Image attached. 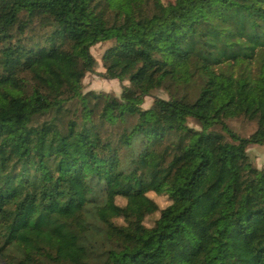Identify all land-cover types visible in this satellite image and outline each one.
<instances>
[{"label": "trees", "instance_id": "1", "mask_svg": "<svg viewBox=\"0 0 264 264\" xmlns=\"http://www.w3.org/2000/svg\"><path fill=\"white\" fill-rule=\"evenodd\" d=\"M110 41L103 79L128 86L83 93ZM251 146L264 0H0V264H226L264 218Z\"/></svg>", "mask_w": 264, "mask_h": 264}, {"label": "rangeland", "instance_id": "2", "mask_svg": "<svg viewBox=\"0 0 264 264\" xmlns=\"http://www.w3.org/2000/svg\"><path fill=\"white\" fill-rule=\"evenodd\" d=\"M114 46V42H104L97 44L89 49L90 55L95 61V67L92 73H87L82 81L83 93L93 92L96 94L103 93L112 97L118 98L121 90L127 87V82L119 83L117 81H109L103 79L104 69L102 67L101 58L102 55ZM155 99L166 100V95L163 92L157 91L150 94L149 97L144 99V103L141 109H148ZM187 126L191 129L200 130L196 121L188 119ZM231 129L240 132L244 135H248L255 130V127H245L241 123H231ZM208 133L219 135L220 128H211ZM247 158L252 166L264 172V146H251L246 152ZM264 237V218H256L250 225L249 231L238 236L234 231L229 230L225 235L226 242V264H261L262 258L256 250V243ZM73 242L67 241L63 244V248L59 253L60 257H65L73 249Z\"/></svg>", "mask_w": 264, "mask_h": 264}]
</instances>
